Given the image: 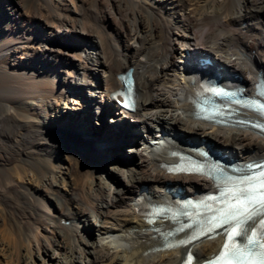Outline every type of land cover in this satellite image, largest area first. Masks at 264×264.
<instances>
[{"label":"bare ground","instance_id":"1","mask_svg":"<svg viewBox=\"0 0 264 264\" xmlns=\"http://www.w3.org/2000/svg\"><path fill=\"white\" fill-rule=\"evenodd\" d=\"M129 67L133 110L112 99ZM204 80L254 94L264 80V0H0V264H179L188 250L195 263L215 254L224 233L163 248L173 225L136 213L139 195L164 203L176 184L188 195L214 190L205 176L168 171L181 153L213 147L241 164L264 156L262 132L196 117ZM83 100L100 101V125L105 107L117 110L106 115L115 125L104 124L105 140L72 111ZM73 118L88 121L98 143L53 130ZM102 149L120 156L96 157Z\"/></svg>","mask_w":264,"mask_h":264},{"label":"rangeland","instance_id":"2","mask_svg":"<svg viewBox=\"0 0 264 264\" xmlns=\"http://www.w3.org/2000/svg\"><path fill=\"white\" fill-rule=\"evenodd\" d=\"M16 5H18L20 7V4L19 3H16L15 6ZM91 8L96 9L95 10L96 12L99 10V9L97 10V7L96 6H91ZM161 8H165V7H161ZM161 8H157V11L160 12L159 9H161ZM20 11H22V9H20ZM79 16H80L79 18H82L83 21H87L88 23L96 22L95 20H93L94 19V14H90V12H89V15H88V11L87 12L86 11H83ZM90 18H93V19H90ZM107 23H108V21H107ZM114 24L115 23L113 22V25ZM116 37L119 38V40H120V37L118 35H115V38ZM36 41H37V39H36ZM75 41H77V40H75ZM110 42H111V44H116L117 43L116 39H113V38H110ZM37 43H39V42L37 41ZM120 45H121L120 47H122L123 46V43L120 44ZM73 48H74V46H71L70 47V50H71V52L74 53V50L75 49L73 50ZM103 57H105V55ZM106 58H107V56H106ZM125 70H127V69H125ZM78 77L79 76H77V75L71 76V78L68 79V83L69 82H71V83L77 82L78 81ZM77 98H80V97L78 96ZM82 102H83V104H81V108H83L82 111H78V110H72V111L76 112L81 117H84L85 116L87 118V120L90 121L91 123L95 124V126H99V127H96V128L98 129V132H101L103 134L99 138L102 139V140H105L106 137L108 136V131H109L108 129L109 128L105 127L104 124L115 125V123L112 121V118L114 116V110L115 109L112 106H108V107H105L104 108L103 111L105 112V115H104V117H105L104 118V120H105L104 122L105 123L102 124V125H100L98 123L99 117H100L99 114H100V111H101V109L99 108L100 101H86V100H83ZM115 111H117V110H115ZM108 113H112L113 116L111 114H109L108 116H106ZM59 116L60 115H58V117ZM88 121H87L88 124L87 125H84L81 120L78 121L77 119L73 118L72 120H69L68 121V124H66V127H68V128L64 127V125L61 123V124H58L56 126H53V130H60V129H64V128L65 129H70L73 133L78 134V137L84 138L85 140L87 139L89 142L92 141L93 143H98L97 142V140H98L97 137L98 136L97 137L93 136V134L91 132H89V130H88L89 127H90ZM134 124H137V122L135 123V121L131 120L130 122L126 123L124 126L125 127H131V126H134ZM80 132H83L86 135H83L82 136L80 134ZM112 133L115 134L114 132H112ZM142 148H144L143 145H142ZM97 153H98V155H97ZM119 153H120L119 151L116 152L115 150L108 151L107 149H102V151L100 153L99 152H96V157L108 156V157L116 158L117 159L120 156ZM121 178H122L121 180L124 182L125 181V177L121 176ZM30 218H28L29 219L28 221H30ZM94 220H95V217H92L91 220L89 221L88 226L95 233V232H98V226H96V224L94 222H92ZM23 221H24V219H23Z\"/></svg>","mask_w":264,"mask_h":264}]
</instances>
